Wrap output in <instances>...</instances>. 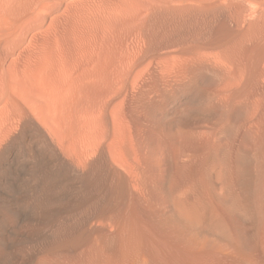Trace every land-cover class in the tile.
Returning <instances> with one entry per match:
<instances>
[{
  "label": "bare ground",
  "instance_id": "6f19581e",
  "mask_svg": "<svg viewBox=\"0 0 264 264\" xmlns=\"http://www.w3.org/2000/svg\"><path fill=\"white\" fill-rule=\"evenodd\" d=\"M71 4L0 38V264H264V0Z\"/></svg>",
  "mask_w": 264,
  "mask_h": 264
},
{
  "label": "rangeland",
  "instance_id": "374dc122",
  "mask_svg": "<svg viewBox=\"0 0 264 264\" xmlns=\"http://www.w3.org/2000/svg\"><path fill=\"white\" fill-rule=\"evenodd\" d=\"M71 2L72 0H0V38L10 40L2 48L3 55L20 62L35 56V46L40 49L43 44L52 43L54 39L57 41L56 38L59 42L66 43L68 40L71 43ZM44 47L41 48L42 57ZM5 76L9 75L5 73Z\"/></svg>",
  "mask_w": 264,
  "mask_h": 264
}]
</instances>
